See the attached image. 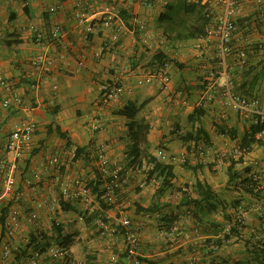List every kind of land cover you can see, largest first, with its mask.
Returning a JSON list of instances; mask_svg holds the SVG:
<instances>
[{
	"label": "crops",
	"instance_id": "0c3cea01",
	"mask_svg": "<svg viewBox=\"0 0 264 264\" xmlns=\"http://www.w3.org/2000/svg\"><path fill=\"white\" fill-rule=\"evenodd\" d=\"M179 1L204 7L212 17L208 30L218 26L225 15L224 5L215 0ZM176 4L177 0H150L149 7L133 0H0V79L8 85H0V104L9 101L7 108L0 106V164L14 160L5 151L11 133L27 121L36 125L17 160L15 194L22 201L5 196L0 185V264H28L25 258L34 250L41 253L38 264H58L47 253L60 242L54 227L62 229L63 238L70 237L71 254L83 264H111L113 255L118 256L119 264H131L120 226L124 218L140 225V264L264 263V253L260 257L253 253L254 249L264 251V207H257L264 199V135H256L248 150L241 148L254 119L236 112L224 98L222 87L228 83L233 95L264 109V21L259 17L264 0H239L233 17L239 33L232 36L224 63L219 41L211 35L177 40L184 29L181 22H189L187 14L160 21L167 8ZM107 7L118 15L111 30L101 25ZM52 8L54 12H50ZM57 27L62 33L52 38ZM113 35L117 41L112 40ZM241 49L248 55L243 70L236 66ZM158 53L174 62L166 70L169 83L155 78L150 84H140L147 73L158 70L152 66ZM39 56L53 65L44 70L33 68L32 62ZM115 83L127 93L105 100L101 86ZM128 103L145 104L139 117L150 124L152 156L160 148L168 156L187 158L185 164L165 163L172 167L175 180L163 196L157 195L159 182L145 183L148 168L131 164L129 120L116 114ZM196 109L204 114L199 122H192L189 117ZM198 130L205 139L184 140ZM99 152L108 162L104 173ZM52 158L58 159V168L49 166ZM234 172L240 179L256 181L258 196L235 194L240 179L230 181ZM34 174L41 179L34 182V189L28 188L25 182ZM98 175L105 191L116 183L113 204L105 200L107 208L101 209L90 193L87 200L81 195L68 203L74 210L61 209L62 186L82 193ZM197 182L207 183L218 200L228 205L227 210L219 208L201 216L186 205V199L197 197ZM229 194L236 195L237 208L246 211L242 229L233 225L237 208L232 207ZM41 199L49 205L38 210ZM151 206L154 212H144ZM13 209L19 219L9 238L4 225ZM34 210L37 220L30 222L29 213ZM86 212L93 217L89 224L78 219ZM228 226H232L229 236L225 234ZM5 245L13 253L9 261L1 257Z\"/></svg>",
	"mask_w": 264,
	"mask_h": 264
},
{
	"label": "built area",
	"instance_id": "2783aa9c",
	"mask_svg": "<svg viewBox=\"0 0 264 264\" xmlns=\"http://www.w3.org/2000/svg\"><path fill=\"white\" fill-rule=\"evenodd\" d=\"M113 1V0H109ZM134 2L143 5L144 7L150 6V0H133ZM203 0H196V2H202ZM216 3L222 4L225 7V15L221 19L218 26L213 29L208 30V35H211L218 39V48H219V55L220 60L222 63L226 61L227 56L230 54V44L233 35H237L239 33V29L237 24L233 21L234 14L236 12V8L238 5L239 0H215ZM55 9H50V12H54ZM103 17L101 20V25L105 30H111L115 27L117 22V13L114 12L110 7L104 9L102 13ZM259 17L262 21H264V10L261 9L259 13ZM62 31L60 28H55L51 32L52 38H57L61 35ZM42 39V34L37 35V40L40 41ZM117 35L112 36L113 41H117ZM248 64V55L247 50L241 49L238 51L237 54V62L236 66L238 69L243 70ZM53 61L48 60L44 56H39L33 60L32 66L38 70H44L46 67L52 66ZM82 65V64H81ZM169 65H165L163 68L158 69L155 72L147 73L143 81L140 83L150 84L153 79L160 78L164 84L169 83V76L166 73L167 68ZM0 85L3 87H8V85L0 79ZM224 88V98L230 104V106L239 114L247 117L248 115L253 116V124H262L264 125V109L259 107L256 102H250L246 98L238 97L233 95L229 90L228 83L222 85ZM101 92L104 96L105 100H112L118 99L124 96L127 91L126 89L118 84H104L101 86ZM3 108H7L9 106V101L2 102L0 104ZM36 131V125L33 121H27L22 127L16 129L11 133L9 138L5 144V151L12 154L14 156V160L4 162L0 164V185L2 192L5 196H13L15 202L20 203L22 201V196L15 194V189L17 185V172H18V165L17 160L21 155V151L25 147V145L30 141L33 134ZM260 135H264V132ZM154 159L158 163H168V162H175L179 161L181 164H185L187 158L185 155H180L179 157H172L168 156L167 153L163 149H157L155 154L153 155ZM98 161L101 172L104 173L107 170L108 162L105 159V156L102 152L98 153ZM48 164L51 167L58 168L59 161L57 158H52L48 160ZM39 174H34L32 179H28L25 182V185L28 188L34 189V182L40 180ZM238 187L239 182L237 183ZM116 183L112 186L106 188V193L104 195V199L107 203L113 204L114 203V191L116 187ZM183 192H189L188 189H183ZM61 193V200L64 203H70L72 201L78 200L81 195L84 196L87 200L90 192L85 188L82 189V193H78L74 191L69 186H62L60 189ZM49 205L48 200L41 199L36 204V209H42ZM263 206L264 207V199L258 201L257 207ZM256 207V206H255ZM254 208V207H253ZM245 209L242 207H238L235 211V218L233 225L236 226L238 229H242L245 226ZM19 213L17 210L13 209L9 212L8 218L5 222L4 229L7 237L11 238L14 233L16 226L18 224ZM30 222L37 220V212L34 210L33 212L29 213L28 217ZM80 221H84L83 217L80 215L78 217ZM100 225L103 226L101 223ZM120 226L123 229V237L126 246V258L130 261L131 264H140L138 259L139 254V229L140 225L134 226L131 221L127 218H124L120 222ZM261 228L264 230V222L261 225ZM177 227L173 228V231L176 232ZM232 233V226H228L225 229V234L229 236ZM50 258L58 263V264H83L77 260H75L71 254L70 246L64 244H55L54 246L50 247L47 251ZM12 250L10 246L5 245L1 252V257L4 261H9L12 257ZM41 255L40 251H34L31 255L26 256L25 261L28 264H38L37 258ZM111 264H119V258L116 255L111 256L110 258Z\"/></svg>",
	"mask_w": 264,
	"mask_h": 264
},
{
	"label": "trees",
	"instance_id": "16d2710c",
	"mask_svg": "<svg viewBox=\"0 0 264 264\" xmlns=\"http://www.w3.org/2000/svg\"><path fill=\"white\" fill-rule=\"evenodd\" d=\"M187 14L189 18V22L182 21L181 25H184V29L177 35V40L186 41V40H195L205 38L208 35V28L211 23L212 17L207 15L204 12V7H199V5L186 6L183 3H180L179 12H176V6H171L167 8L166 13L160 17L161 22H168L172 20L173 16L178 18L181 14ZM178 16V17H177ZM174 62L170 60L163 53H158L154 58L152 66L160 69L165 65L173 64ZM145 104L136 105L135 103H128L124 108L119 110L116 114L118 116L124 117L129 120L128 125V137L131 142L129 147V157L131 164L137 167L146 166L148 169L145 173L146 179L145 183H151L152 181L159 182V188L157 191V195L163 196L168 190H170L173 186V181L175 180V175L173 173V169L171 166L165 165L163 163H158L154 159V157L149 153L150 145L148 142V135L150 132V124L144 119L140 118L139 114L144 108ZM203 111L201 109H196L194 113L189 117L190 121H198L203 116ZM264 132V125L262 124H253L247 135L244 137V143L241 148L248 150L251 145L256 142V135ZM201 138L205 139V134L198 130L196 133L187 134L184 137V140L187 142L197 141ZM234 163L231 165L230 170L233 171ZM241 177L234 172L230 175V181H234L236 179H240ZM101 180V176L98 175L96 180L91 181L89 184L85 186V189L90 193L96 196L101 206V209H106L107 205L105 203V199L103 200V196L106 191L102 189L103 183ZM239 187L236 183L234 186V190L236 192L245 193L249 196H258L259 191H256L257 182L250 179H240ZM195 192L197 197L195 199H190L185 201V204L191 206L194 211L198 212L201 216L204 214H212L222 208V210H227V204L219 201L216 193L212 190V188L205 182H197L195 185ZM184 193V192H183ZM185 194H188V192ZM234 209L237 208V204L234 205ZM61 209L63 211H72V208L68 203L61 202ZM146 213L154 212V206H151L144 210ZM84 221L89 224L93 221L92 215L90 217L87 216V212L81 215ZM92 218V219H91ZM96 220L105 224V219L101 216L96 215ZM198 219V218H197ZM199 222H201L199 217ZM54 230L57 234V238L59 239L58 244H64L67 246H71L72 240L70 237H62V229L60 227H54ZM38 240L43 242L45 237H38ZM254 254L259 255L264 253L262 249H254ZM38 251V250H34ZM264 264V263H260Z\"/></svg>",
	"mask_w": 264,
	"mask_h": 264
},
{
	"label": "rangeland",
	"instance_id": "374dc122",
	"mask_svg": "<svg viewBox=\"0 0 264 264\" xmlns=\"http://www.w3.org/2000/svg\"><path fill=\"white\" fill-rule=\"evenodd\" d=\"M179 7H180V1L179 0H177V4H176V12H179ZM181 16V15H180ZM179 16V17H180ZM184 18H182V20H183ZM183 21H185V19L183 20ZM167 26H168V24H167ZM171 27V26H170ZM236 185V184H235ZM234 192H235V190H233ZM237 192H235V194H236ZM230 195V194H229ZM231 196V195H230ZM230 196H229V198H230ZM233 198V199H232ZM235 198H236V195H232L231 196V200H230V203H232V207H234V205H235V201H237V200H235ZM239 203H241V201H239ZM242 205V204H241ZM243 207H245V205H243Z\"/></svg>",
	"mask_w": 264,
	"mask_h": 264
}]
</instances>
